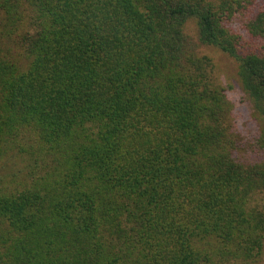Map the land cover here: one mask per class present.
<instances>
[{
    "label": "trees",
    "instance_id": "16d2710c",
    "mask_svg": "<svg viewBox=\"0 0 264 264\" xmlns=\"http://www.w3.org/2000/svg\"><path fill=\"white\" fill-rule=\"evenodd\" d=\"M263 198L264 0H0V264H258Z\"/></svg>",
    "mask_w": 264,
    "mask_h": 264
},
{
    "label": "rangeland",
    "instance_id": "374dc122",
    "mask_svg": "<svg viewBox=\"0 0 264 264\" xmlns=\"http://www.w3.org/2000/svg\"><path fill=\"white\" fill-rule=\"evenodd\" d=\"M185 32L193 42L195 52L198 55L207 56L213 61L214 75L217 82L227 89L229 99L233 105L237 129L243 141L249 143L258 133L260 123L254 115L251 102L243 92L238 80L236 61L215 47L202 45L198 40V29L195 22H188L185 26ZM262 201L264 203V198ZM258 264H264V254Z\"/></svg>",
    "mask_w": 264,
    "mask_h": 264
}]
</instances>
